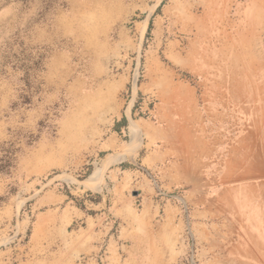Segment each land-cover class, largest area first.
<instances>
[{"label": "rangeland", "instance_id": "rangeland-1", "mask_svg": "<svg viewBox=\"0 0 264 264\" xmlns=\"http://www.w3.org/2000/svg\"><path fill=\"white\" fill-rule=\"evenodd\" d=\"M85 225L150 264H264V0H0V264H106Z\"/></svg>", "mask_w": 264, "mask_h": 264}, {"label": "crops", "instance_id": "crops-1", "mask_svg": "<svg viewBox=\"0 0 264 264\" xmlns=\"http://www.w3.org/2000/svg\"><path fill=\"white\" fill-rule=\"evenodd\" d=\"M145 108V107H144ZM135 115L133 107L128 111L126 109L122 118L117 117L115 120V126L118 130H114L113 133L101 142L100 151L110 152L114 161L108 165V168L118 167L122 168L123 163L127 160L123 152L125 149L123 137L131 138L135 133L131 129L132 120ZM144 121H147L144 119ZM140 124H144L143 121H139ZM147 123H149L147 121ZM145 146L144 141L141 146H139L135 153L139 152ZM59 201L63 204H67L68 196H58ZM91 205L96 206V202L90 201ZM60 212H74L77 215L81 214L82 222L85 224L89 222V217L85 214V210L78 208L77 206L69 205L63 208ZM110 212H130L126 206H118L114 210L111 209ZM84 233L90 239L87 242V252L92 256H97L101 248H105L106 251V264H118V259L121 264H150L153 263V258L155 256V251L152 244H144L137 237L130 235L129 230L119 229L116 232L112 231L110 226H94L90 228L89 225L83 227ZM134 238V239H133ZM133 239V240H132ZM104 241V242H103ZM60 251H56L55 256L59 255ZM61 253V252H60ZM120 257V258H119ZM92 264V263H87Z\"/></svg>", "mask_w": 264, "mask_h": 264}, {"label": "built area", "instance_id": "built-area-1", "mask_svg": "<svg viewBox=\"0 0 264 264\" xmlns=\"http://www.w3.org/2000/svg\"><path fill=\"white\" fill-rule=\"evenodd\" d=\"M137 104H133V110L135 114H143L145 112L151 113V100L149 98H146L145 96L141 97V100L139 102H136ZM145 107V108H144ZM99 264V261H98ZM101 264H103V261L101 260Z\"/></svg>", "mask_w": 264, "mask_h": 264}, {"label": "bare ground", "instance_id": "bare-ground-1", "mask_svg": "<svg viewBox=\"0 0 264 264\" xmlns=\"http://www.w3.org/2000/svg\"><path fill=\"white\" fill-rule=\"evenodd\" d=\"M99 175V170H95L90 176H89V178H95L96 176H98Z\"/></svg>", "mask_w": 264, "mask_h": 264}, {"label": "trees", "instance_id": "trees-1", "mask_svg": "<svg viewBox=\"0 0 264 264\" xmlns=\"http://www.w3.org/2000/svg\"><path fill=\"white\" fill-rule=\"evenodd\" d=\"M114 130H116V131H117V130H118V128H117V127H114ZM123 167H124V164H123Z\"/></svg>", "mask_w": 264, "mask_h": 264}]
</instances>
